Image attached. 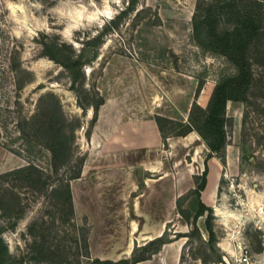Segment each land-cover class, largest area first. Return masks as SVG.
Returning a JSON list of instances; mask_svg holds the SVG:
<instances>
[{"label":"rangeland","instance_id":"obj_1","mask_svg":"<svg viewBox=\"0 0 264 264\" xmlns=\"http://www.w3.org/2000/svg\"><path fill=\"white\" fill-rule=\"evenodd\" d=\"M129 1L0 0V56L9 60L0 100V229L10 254L4 264H91L95 258L136 264L141 256L151 260L140 264H205L200 256L217 255L194 235L179 238L182 249L170 248L168 262L153 256L155 245L144 247L162 225L172 239L193 227L182 225L176 206L163 222L172 183L160 179L162 170L140 164L147 155L134 148L148 117L159 109L186 111L199 81L205 103L218 81L238 72L225 55L195 41L198 0H137L85 66L79 93L86 110L70 73L44 54L46 43L78 53ZM251 57L256 80L248 100L227 105L226 163L209 162L205 200L214 204L223 262L208 264H264V46ZM160 153L168 155L164 147ZM81 161V176L73 178ZM29 164L39 172L12 174ZM184 208L196 210L195 196ZM198 225L206 241L205 217Z\"/></svg>","mask_w":264,"mask_h":264},{"label":"trees","instance_id":"obj_2","mask_svg":"<svg viewBox=\"0 0 264 264\" xmlns=\"http://www.w3.org/2000/svg\"><path fill=\"white\" fill-rule=\"evenodd\" d=\"M136 4L137 0H130L128 7L112 18L111 21L104 24L96 35H89L87 39L83 40V46L78 53L71 54L66 52V44L46 43L45 45L44 54L58 62L70 73L72 89L78 94L79 105L84 110L87 108V103L82 101L79 91L83 89L87 77L84 70L85 66L91 65L98 58L99 48L103 44L105 36L115 27L120 26L126 15L135 10ZM192 26L193 37L199 45L207 50L225 55L236 65L238 71L235 75L226 76L216 83L207 107H203L197 102V97L205 83L204 81H199L195 93L196 100L191 106L187 121L156 115V121L165 144H167V138L171 135L185 136L192 131H196L208 148L205 158V169L200 175L195 176V187L185 195L178 197L176 201L178 212L184 221L193 228L187 233H175L176 239L181 237L190 238L194 235L197 239L203 241L213 253L217 254L215 259L200 256L202 261L208 264L210 262H223L222 256L218 254L220 249L217 246L218 236L214 229V208L203 202L201 198L202 191L207 185L209 174L208 160L216 156L220 158L222 164L226 163V148L229 144L227 126L231 118L227 114L228 102H247L248 93L255 84L256 77L251 51L257 46H264V0H198L192 18ZM0 49H4V46L0 45ZM8 61V59L6 60V58L4 59L0 56V100L3 93L1 88L7 77L4 65L9 63ZM11 63L13 70L16 65L13 62ZM48 97L54 98L52 94ZM103 103L104 101L101 99L100 102L94 105V109L99 111V107ZM1 110L2 105L0 104ZM168 123L175 126L167 127L166 124ZM50 149L56 156L58 142H55ZM81 166L82 161L79 171L73 178L81 176ZM37 172H39L38 168L29 164L14 169L12 174H22L29 178V175ZM68 191L71 198L69 186ZM192 196H195L197 205L194 211L184 208L185 202ZM202 217H205L206 241H204V233L198 225V220ZM176 239L168 237V232L165 230L161 236L150 240L144 247L155 245L152 252V254H155L162 249L163 245ZM137 248L138 245L133 250V254H135ZM8 257H10L9 249L1 237L0 229V264H4ZM148 258L150 256H141L135 261L137 263ZM130 262L129 258L118 261L95 258L91 264H130Z\"/></svg>","mask_w":264,"mask_h":264},{"label":"crops","instance_id":"obj_3","mask_svg":"<svg viewBox=\"0 0 264 264\" xmlns=\"http://www.w3.org/2000/svg\"><path fill=\"white\" fill-rule=\"evenodd\" d=\"M205 90V87L202 89L201 93L198 96L197 102L205 107L210 99L211 92L208 94V99L205 103L201 102V97L203 95V91ZM191 105L187 106L186 111H183L181 114H172L168 111H165L164 109H159L160 112H157L158 115H161L166 118L175 119V120H183L187 121L189 118ZM147 125V126H146ZM146 127L144 129H140L139 133L136 134V137L134 138V148H139L142 150V154H146V158H143L139 160L138 162L140 164H146L149 166L148 170L151 172H158L161 171L160 179L170 181L171 184V191L168 195V199L166 202L165 213L164 214V223H169L171 221V217L167 216L169 213H174L175 206L177 207L176 201L177 198L185 195L188 193L191 189L195 187V176L200 175L203 170L205 169V158L206 151H208V148L206 147L205 143L201 139L200 135L196 131H192L188 133L185 136H178V135H171L167 138V144L164 143L163 137L160 133L156 117H148ZM229 145V144H228ZM162 147H164V152H166L167 157H164V153H160V150H162ZM228 147V146H227ZM229 150V148H226V151ZM202 151L203 156L199 154V152ZM227 154V153H226ZM229 154V152H228ZM150 156V157H149ZM188 156H191V161L189 162ZM188 159V160H187ZM218 157L213 156L208 160V165L210 160L214 161L215 167L218 168V165L220 162L218 161ZM143 165L138 166L139 169H142ZM182 167H180V166ZM210 166V165H209ZM138 169V171H139ZM144 170L142 169V172ZM209 176V174H208ZM142 177V175H141ZM208 185V184H207ZM207 185L205 189L202 191V200L207 205L212 206V204L208 203L205 200V190H207ZM178 212V209H177ZM180 215V213L178 212ZM181 216V215H180ZM182 218V216H181ZM184 221V219L182 218ZM181 220V221H182ZM182 225H186L189 227V225L184 221ZM165 229H163V225L160 227V230L150 237L148 241H145L144 244L149 242L150 240L161 236ZM182 232V231H178ZM189 232V231H188ZM187 233V232H182ZM183 246L182 241L174 240L170 243H167L163 245L162 249L153 254V256H160V259L162 262H168L170 259V248H173V250L181 251ZM133 251V247L130 249V252ZM147 260H151V257L140 261L136 264L143 263Z\"/></svg>","mask_w":264,"mask_h":264},{"label":"water","instance_id":"obj_4","mask_svg":"<svg viewBox=\"0 0 264 264\" xmlns=\"http://www.w3.org/2000/svg\"><path fill=\"white\" fill-rule=\"evenodd\" d=\"M139 175L141 177V175H142V169H139Z\"/></svg>","mask_w":264,"mask_h":264}]
</instances>
